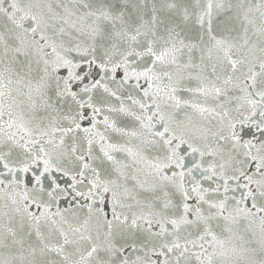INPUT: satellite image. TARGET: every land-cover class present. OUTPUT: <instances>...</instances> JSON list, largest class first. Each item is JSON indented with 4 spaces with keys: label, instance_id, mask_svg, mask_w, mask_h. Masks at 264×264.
Instances as JSON below:
<instances>
[{
    "label": "snow or ice",
    "instance_id": "obj_1",
    "mask_svg": "<svg viewBox=\"0 0 264 264\" xmlns=\"http://www.w3.org/2000/svg\"><path fill=\"white\" fill-rule=\"evenodd\" d=\"M0 264H264V0H0Z\"/></svg>",
    "mask_w": 264,
    "mask_h": 264
}]
</instances>
